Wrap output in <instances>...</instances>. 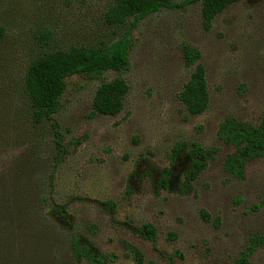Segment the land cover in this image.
Segmentation results:
<instances>
[{"label": "rangeland", "instance_id": "obj_1", "mask_svg": "<svg viewBox=\"0 0 264 264\" xmlns=\"http://www.w3.org/2000/svg\"><path fill=\"white\" fill-rule=\"evenodd\" d=\"M112 1L0 0V264H79L69 249L75 235L110 255L109 264H137L124 242L143 264H241L250 239L264 241V157L245 165L243 180L232 178L223 164L233 148L218 129L229 117L258 124L264 112V0L233 4L209 31L201 0L142 19L129 34L123 73L66 79L57 113L34 125L23 90L28 67L46 53L109 46L126 35L132 18L105 21ZM184 45L200 52L205 69L209 105L198 116L179 101L194 68L185 66ZM118 76L128 86L123 110L94 114L97 88ZM52 124L65 154L51 178L58 150ZM180 142L218 152L189 184L182 156L164 189ZM107 202L115 204L111 215ZM51 203L68 217L48 214ZM145 224L157 230L154 244L135 232ZM247 261L264 264V242Z\"/></svg>", "mask_w": 264, "mask_h": 264}, {"label": "trees", "instance_id": "obj_2", "mask_svg": "<svg viewBox=\"0 0 264 264\" xmlns=\"http://www.w3.org/2000/svg\"><path fill=\"white\" fill-rule=\"evenodd\" d=\"M198 1L200 0H185L176 4L172 0H113L105 13V21L109 25H123L132 18L133 21L126 35L109 46L73 47L68 50L46 53L30 64L23 84L30 121L34 125H41L52 120L58 111L60 98L64 94L66 79L82 76L87 80H97L108 71L123 73L129 66L128 51L131 45L129 34L142 19L164 8H183ZM201 1L202 26L205 31H209L217 16L233 4L244 0ZM3 34L4 30L0 27V38ZM182 50L185 66L194 68L179 94V101L184 105L188 115L198 116L205 112L209 105L205 69L199 63L201 55L198 50L189 45H184ZM127 92L128 86L120 76L102 83L95 92L92 112L103 116L119 114L123 110ZM52 127L58 150L50 172L51 178L63 161V153L65 154L56 124H52ZM218 139L233 148V152L224 160L223 170L232 178L243 180L245 165L264 157V112L258 124H249L233 117L226 118L219 124ZM217 152L218 150L214 147L206 149L196 142L176 144L172 150L171 169L164 170L161 186L168 189L172 184L174 177L172 169L182 156L188 162L184 178L186 184H189L207 168L208 162L213 160ZM103 206L110 215L115 208L112 202H107ZM47 213L59 221L68 217L65 208L54 203L50 204ZM201 217L204 221H210V216L205 211L201 212ZM213 224L218 227L219 219L215 218ZM135 232L153 244L156 242L157 230L150 224L135 229ZM249 242L250 244L239 259L241 264H248L247 259L264 241L261 236H255ZM122 244L133 255L137 264H143V255L136 247L126 242ZM69 249L72 259L79 264H109L112 260L110 255L100 252L89 238L82 235H75L70 239Z\"/></svg>", "mask_w": 264, "mask_h": 264}]
</instances>
